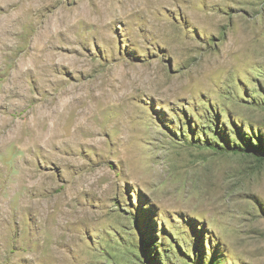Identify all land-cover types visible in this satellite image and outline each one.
Masks as SVG:
<instances>
[{
  "label": "rangeland",
  "instance_id": "rangeland-1",
  "mask_svg": "<svg viewBox=\"0 0 264 264\" xmlns=\"http://www.w3.org/2000/svg\"><path fill=\"white\" fill-rule=\"evenodd\" d=\"M0 96V264H264V0H0Z\"/></svg>",
  "mask_w": 264,
  "mask_h": 264
},
{
  "label": "bare ground",
  "instance_id": "bare-ground-1",
  "mask_svg": "<svg viewBox=\"0 0 264 264\" xmlns=\"http://www.w3.org/2000/svg\"><path fill=\"white\" fill-rule=\"evenodd\" d=\"M60 12V11H59ZM65 12H68V11H65ZM137 12V11H136ZM71 13V12H70ZM135 13V12H134ZM60 14V13H59ZM105 14V13H104ZM113 14V13H112ZM55 16L57 17V12L55 13ZM55 16H52V17H55ZM66 16V13H65V15L62 17L61 16V18H60V20L62 19V21L63 20H65L64 21V24L67 22L66 21V19H67V16H68V14H67V16ZM110 16V15H109ZM52 17H49L48 18V20L49 19H51ZM55 17V18H56ZM72 17H74V15L72 16ZM46 21V22H49V21ZM60 22V21H59ZM100 26V25H99ZM103 26V25H102ZM67 28V27H66ZM42 32H44L47 36L50 34V33H52V34H54V35H57V36H60V33H61V31H54L53 30V27H49V26H47V27H45L44 28V30L42 31ZM106 35V34H105ZM69 37V36H68ZM68 37H64V40H63V44L64 45H68L69 47L68 48H65L64 47V49L66 50V52H68V53H61V52H58L57 51V43L54 41V42H52V43H50L49 44V48L48 49H41V50H38V52L37 53H39V52H46L45 53V56L44 57H46V59L41 63L40 62V68H39V66H38V70H35L36 71V73L38 74V75H46L47 77H54L51 73H50V69H51V67H53L55 64L57 65V66H62V64L64 65L65 64V62H67L70 58H75L76 60H77V62L79 63V62H81V58H80V54L78 53V51H77V49L72 45V44H74V41H72V40H70ZM107 38H109V36L107 37ZM105 39V38H104ZM107 40V39H106ZM108 41V40H107ZM59 49H62L61 48V46H60V48ZM37 53L36 54H34V52H33V54H31V56H29V58H33V56H36L37 55ZM31 66V65H30ZM82 66V65H81ZM37 68V67H36ZM22 69V68H21ZM25 69H27V68H25ZM29 70V69H28ZM20 72V71H19ZM40 72H44L43 74H41ZM20 75V74H19ZM22 78V77H21ZM178 78H180V77H178ZM183 78V77H182ZM53 79V78H52ZM51 80V79H50ZM54 81V80H53ZM167 82H168V80H167ZM8 89H9V87H8ZM12 92V91H11ZM15 93V92H14ZM1 97V96H0ZM22 98V97H21ZM24 99H27V98H24ZM45 99V98H44ZM43 99V100H44ZM46 100V99H45ZM48 100V99H47ZM51 100V99H50ZM49 100V101H50ZM52 101V100H51ZM16 102V101H15ZM28 102H29V100H28ZM43 102V101H42ZM42 102H40V103H42ZM20 103V102H19ZM33 103V102H32ZM9 104V103H8ZM29 105V104H28ZM50 105V104H49ZM44 106V105H43ZM41 106V105H38L35 109L36 110H34V111H37V112H39V114H38V116H37V118L39 117V120L40 121H42V122H50V120H51V118L52 117H54V112H55V110L53 111L52 109H49L47 106ZM21 107H24V106H21ZM30 107V106H29ZM32 109V108H31ZM26 110V109H25ZM28 111H30V110H28ZM33 111V110H32ZM25 112V111H24ZM22 113V112H21ZM33 113V112H32ZM14 114V113H13ZM21 115V114H20ZM30 116V115H29ZM12 117V116H11ZM31 117V116H30ZM25 117H23V119H24ZM36 118V119H37ZM31 119V118H30ZM11 120V119H10ZM9 120V121H10ZM17 120V119H16ZM26 120V119H25ZM38 120V119H37ZM30 121V120H29ZM28 121V122H29ZM21 122V121H20ZM31 122V121H30ZM39 122V121H38ZM8 123V122H7ZM6 124V123H5ZM27 125V124H26ZM25 125V126H26ZM49 125V124H48ZM32 126V125H31ZM30 126V127H31ZM42 127V126H41ZM44 127V126H43ZM7 128H8V125H7ZM10 128V127H9ZM27 128V127H26ZM11 129V128H10ZM29 129V128H28ZM27 129V130H28ZM42 129V128H41ZM2 130V129H1ZM31 130V129H30ZM7 132V131H6ZM50 136V135H49ZM51 137H53V136H51ZM36 141H41L42 143H43V149H44V151L45 152H50L49 150H48V148H52V146H54V144H52L51 143V141H50V138L49 137H47V136H45V135H41V136H38V138L36 137ZM60 144V143H59ZM39 145V144H38ZM41 146V145H40ZM28 148V147H27ZM37 148V147H36ZM29 149V148H28ZM38 149V148H37ZM42 149V148H41ZM39 150V149H38ZM34 151V150H33ZM43 152V150L41 151V153ZM49 154V153H48ZM44 155V154H43ZM50 214V213H49ZM52 214V213H51ZM52 218V217H51Z\"/></svg>",
  "mask_w": 264,
  "mask_h": 264
},
{
  "label": "trees",
  "instance_id": "trees-1",
  "mask_svg": "<svg viewBox=\"0 0 264 264\" xmlns=\"http://www.w3.org/2000/svg\"><path fill=\"white\" fill-rule=\"evenodd\" d=\"M254 149H255V151H254L255 154L258 153L257 155H259L260 157H264V152L262 151L261 148L256 146Z\"/></svg>",
  "mask_w": 264,
  "mask_h": 264
}]
</instances>
